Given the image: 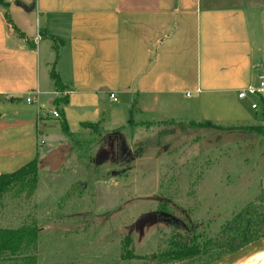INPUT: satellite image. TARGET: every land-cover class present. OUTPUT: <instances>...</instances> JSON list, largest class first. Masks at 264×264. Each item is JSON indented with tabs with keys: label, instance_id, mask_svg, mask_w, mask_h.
I'll list each match as a JSON object with an SVG mask.
<instances>
[{
	"label": "crops",
	"instance_id": "crops-1",
	"mask_svg": "<svg viewBox=\"0 0 264 264\" xmlns=\"http://www.w3.org/2000/svg\"><path fill=\"white\" fill-rule=\"evenodd\" d=\"M5 2L8 9L0 5V175L33 161L38 174L58 173L85 145L98 146L97 157L111 144L116 158L130 154L122 129L125 123L136 125L137 98L143 107L154 104V112L143 109L153 114L163 99L169 111L181 100L187 119L162 115L159 122L170 125L212 122L230 129L264 123V99L254 98L253 114L245 103L250 97H238L264 76V0ZM55 48V56L48 53ZM53 71L63 91L55 86ZM53 111L63 116L69 134Z\"/></svg>",
	"mask_w": 264,
	"mask_h": 264
},
{
	"label": "rangeland",
	"instance_id": "rangeland-1",
	"mask_svg": "<svg viewBox=\"0 0 264 264\" xmlns=\"http://www.w3.org/2000/svg\"><path fill=\"white\" fill-rule=\"evenodd\" d=\"M180 102L169 111L163 99L153 114L137 98L136 125L122 129L130 154L116 158L113 144L98 157V146L77 148L63 170L37 173L38 184L0 198V227L37 226V264H211L230 255L228 240L264 234V133L162 125L164 114L187 119ZM180 242L200 253L160 260Z\"/></svg>",
	"mask_w": 264,
	"mask_h": 264
},
{
	"label": "trees",
	"instance_id": "trees-1",
	"mask_svg": "<svg viewBox=\"0 0 264 264\" xmlns=\"http://www.w3.org/2000/svg\"><path fill=\"white\" fill-rule=\"evenodd\" d=\"M0 5L9 8V4L5 0H0ZM8 16V14H7ZM51 77L55 82V86L58 90L63 91L64 86L60 77L53 71ZM66 102V98L63 99ZM61 103V101H58ZM63 131L69 134V130L63 116H60ZM193 126L197 124L192 123ZM197 127H204L206 129H219L222 128L212 122H204ZM91 128L97 129V126L92 125ZM251 133L262 134L264 133V126L247 127ZM38 163L33 161L30 164L22 167L18 171L12 174L0 175V198L9 192L16 184L21 186H29L38 184L37 179ZM39 236V228L35 225H23L18 228H2L0 227V264H37L35 252ZM264 234L252 232L242 238L235 237L227 241V246L224 249V255L231 254L237 250L245 247L246 245L262 238ZM181 238V237H180ZM174 243L175 249L167 253L162 254L161 259L163 261L178 260L181 261L184 258L192 257L195 254L200 253V249L196 247H189L188 243ZM176 244V245H175ZM30 252L31 254L23 255Z\"/></svg>",
	"mask_w": 264,
	"mask_h": 264
},
{
	"label": "water",
	"instance_id": "water-1",
	"mask_svg": "<svg viewBox=\"0 0 264 264\" xmlns=\"http://www.w3.org/2000/svg\"><path fill=\"white\" fill-rule=\"evenodd\" d=\"M264 250V237L211 264H236L243 257Z\"/></svg>",
	"mask_w": 264,
	"mask_h": 264
},
{
	"label": "built area",
	"instance_id": "built-area-1",
	"mask_svg": "<svg viewBox=\"0 0 264 264\" xmlns=\"http://www.w3.org/2000/svg\"><path fill=\"white\" fill-rule=\"evenodd\" d=\"M248 96H252L256 99H264V76H259L258 78V85L255 87H249L246 90H243L239 93V98L240 99H245ZM110 98L114 101L117 102L118 99L115 94H111ZM32 100L29 98L27 99V102L30 103ZM257 103L252 104V109H257ZM53 116L55 118H60V114L57 111H53Z\"/></svg>",
	"mask_w": 264,
	"mask_h": 264
},
{
	"label": "bare ground",
	"instance_id": "bare-ground-1",
	"mask_svg": "<svg viewBox=\"0 0 264 264\" xmlns=\"http://www.w3.org/2000/svg\"><path fill=\"white\" fill-rule=\"evenodd\" d=\"M236 264H264V250L240 259Z\"/></svg>",
	"mask_w": 264,
	"mask_h": 264
}]
</instances>
